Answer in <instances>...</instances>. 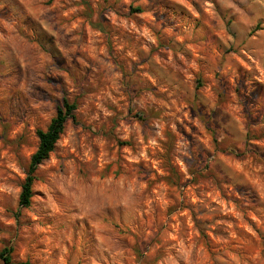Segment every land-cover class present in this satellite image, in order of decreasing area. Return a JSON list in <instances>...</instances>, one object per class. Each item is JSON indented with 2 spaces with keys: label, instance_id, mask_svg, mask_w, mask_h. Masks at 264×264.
Wrapping results in <instances>:
<instances>
[{
  "label": "rangeland",
  "instance_id": "1",
  "mask_svg": "<svg viewBox=\"0 0 264 264\" xmlns=\"http://www.w3.org/2000/svg\"><path fill=\"white\" fill-rule=\"evenodd\" d=\"M65 101L23 208L37 132ZM5 248L32 264H264V0H0Z\"/></svg>",
  "mask_w": 264,
  "mask_h": 264
},
{
  "label": "trees",
  "instance_id": "2",
  "mask_svg": "<svg viewBox=\"0 0 264 264\" xmlns=\"http://www.w3.org/2000/svg\"><path fill=\"white\" fill-rule=\"evenodd\" d=\"M76 110L75 105H70L67 101L64 102L62 107L58 108L56 117L52 120L51 124L46 130H39L37 136L39 145L37 151L33 154L26 181L22 187L20 194V206L28 208L31 204L33 196V184L36 179L35 173L38 168L46 162L51 153L55 150L56 144L62 136L68 121L72 118L73 112ZM0 261L3 264H32L26 262H14L12 258V249L5 248L0 251Z\"/></svg>",
  "mask_w": 264,
  "mask_h": 264
},
{
  "label": "clouds",
  "instance_id": "3",
  "mask_svg": "<svg viewBox=\"0 0 264 264\" xmlns=\"http://www.w3.org/2000/svg\"><path fill=\"white\" fill-rule=\"evenodd\" d=\"M113 103H115V101H113Z\"/></svg>",
  "mask_w": 264,
  "mask_h": 264
}]
</instances>
